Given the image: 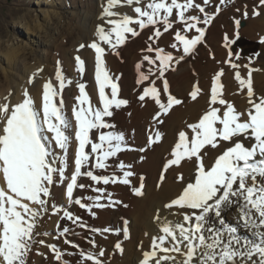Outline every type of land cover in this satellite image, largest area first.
Masks as SVG:
<instances>
[{"label": "snow or ice", "instance_id": "1", "mask_svg": "<svg viewBox=\"0 0 264 264\" xmlns=\"http://www.w3.org/2000/svg\"><path fill=\"white\" fill-rule=\"evenodd\" d=\"M225 2L226 0H220L221 4ZM120 3L121 0H107V6H102L100 18L104 19L107 25H111V28L106 30L104 25H98L95 31L98 41L81 43L77 49L79 51L89 47L95 52V82L98 85L99 104L102 107L92 105L89 94L85 91V84L79 83L77 85L79 96L76 97L78 104H74L71 116L68 115L62 95L67 78L59 67V61L55 72L58 86H54L51 80L42 85L40 108L36 107L27 89L23 92L22 102L11 107L7 102L0 106V121H3L0 128V176L4 181V184L0 185V264H29L33 245H45V242L37 240V237L48 233L37 232L36 229L50 208L53 214L62 212L61 219L71 221L80 228L87 227L79 216L69 211L67 207L57 206L52 200L53 186L65 187L68 205H78L93 217L98 215L94 209L103 210L118 205L128 208L129 205L113 199L112 194L106 193L101 187L92 188L97 193L95 196L75 198V189L92 187L78 182L82 177L90 179L95 185L102 183L130 186L134 195L138 197L143 195L145 177L139 175L138 185H133L131 178L137 173L130 164L119 161L116 165L119 172L113 171L111 175L95 174L92 170L94 168L107 171L109 164L106 162L110 158L118 157L122 152L147 150L134 148L123 131H101L116 128L114 123L105 118L113 117V109H122L129 102L117 98L120 89L105 67L106 49L100 42L115 51L118 46L126 43V33L133 37L139 34L134 27H130L132 24L143 30L160 23L164 31H168L173 27L174 10L175 17L185 25V33L195 30L196 34L191 38L182 35L180 31L176 32L175 40L183 46V54L178 58H174L172 53L165 52L162 48L148 47L147 52L155 51V58L144 55L143 60L149 65H156L159 61V65L155 71L149 68L148 74L141 71L142 64L136 65L137 83L148 81L150 75L161 80L162 91L167 94V104L161 102L160 90L155 87V80L143 89V94L139 95L138 99L145 101L146 97H150L162 112L167 114L173 105H179L182 101L169 93L165 72L168 71L170 62L175 59L179 64L185 55L191 54L204 42L206 29L197 25L210 24L214 14L206 12L205 7L200 3H194V0H184L183 3L178 0L170 2L150 0L143 6L142 0H124L127 5H137L134 11L138 16L134 20L126 14L120 16L114 11ZM211 3L212 0H203L205 6ZM260 3L264 5V0H260ZM189 10H198L203 17L186 15ZM244 15L246 17L247 12ZM235 23L237 26L240 25L239 20ZM155 35L157 37L161 35L160 28L155 29ZM238 37L237 32L236 38ZM225 40L228 41L229 38L225 36ZM260 42L264 44V38ZM231 43H235V39L231 40ZM228 46L226 43L225 47ZM171 47L179 51L176 43L171 44ZM233 55L229 50V59L224 63L238 69L240 65L233 62ZM235 58H240L239 53L235 54ZM74 59L79 71L84 72L85 61L80 56ZM40 71L42 69L33 73L29 78V84L34 82V77ZM251 72L252 69H249L247 79H242L239 71L235 72V79L241 88L247 86L250 107L246 112L237 111L232 103L222 98L220 78L223 69H221L213 77L210 90L212 106L198 123L188 126L192 133L191 139L186 132L179 133V142L171 153L173 158L167 160L164 171L173 166H180L182 160L187 159L195 164L194 181L188 182L178 197L172 199L165 207L171 209L177 206L191 211L182 213L183 223L172 224L166 220L163 222L161 228L163 234L153 238L152 250L143 252L141 264H165L174 261V257L169 253H180L185 257L181 264H264V97L258 101L254 99ZM67 83L71 84V81ZM106 89H110V98L109 94H106ZM199 91L200 89L196 87V90L190 93L193 100ZM216 105L224 106V110ZM159 115L160 113H157L154 119H157V123H162L163 121L158 119ZM73 117L74 139L78 146L75 149L74 170L69 175L67 170L70 166L68 157L73 140ZM94 131L98 133V137L92 135ZM160 139L161 133L157 131L154 137L149 138V144H154ZM220 142H229L231 146L215 158L212 166L206 167L202 150L206 145L217 148ZM89 146L90 150L86 151ZM139 159L143 162L144 157L141 156ZM164 178L161 176V182ZM177 180L183 181L184 174H178ZM234 207L238 210L239 216L236 224H231L223 213ZM122 221L123 228L116 230L115 234L119 236L122 233L123 238L127 240L130 238L129 221L125 218H122ZM241 229L247 234L242 235ZM90 231L103 234L113 230L91 228ZM69 233L76 234L65 226L60 231V237H65L63 241L65 244L78 249L79 245L66 238ZM88 242L100 250L86 252L80 249L76 264H106V260L101 259L106 255L102 246L95 240ZM166 244L171 246H165ZM45 246L54 254L57 264H72V261L64 257L74 253L64 252L55 244ZM182 247L185 249L183 252ZM114 249L122 254V241H117ZM158 252L163 255L158 256ZM37 254L42 255L39 252Z\"/></svg>", "mask_w": 264, "mask_h": 264}, {"label": "rangeland", "instance_id": "2", "mask_svg": "<svg viewBox=\"0 0 264 264\" xmlns=\"http://www.w3.org/2000/svg\"><path fill=\"white\" fill-rule=\"evenodd\" d=\"M79 1H81V3H79ZM168 1L169 0H166V2ZM178 2L183 3L184 0H178ZM102 3L107 4V0H77V6H75V4L72 5L70 0H0V83H5V74L6 73L8 74V72L10 71L9 73L15 74V78L16 77L18 78L15 80L19 82L22 81V84H24L23 86L24 88L28 83L29 78L32 77L33 73H37V70L39 69H42V71H40L39 73L41 72L43 73L44 67L46 65L47 70L45 74L47 80L48 81L51 80L54 83V86H58V82L55 81V72L57 69H54V73L52 74L53 69L52 68L49 69L52 63H50L49 60H51L52 62V55H54V50L51 48L55 44H60L62 48L61 49L62 54L63 55L65 54L64 55L66 58L65 60L69 61L67 63L70 66L73 65L75 68L74 69L71 67L70 69H66L67 71L65 75L67 78L66 85H65V89L62 92L68 115L71 116L72 107L74 106V104H78V101L76 100L75 96L76 94H79V90L77 87L79 83L85 84L86 86L85 91L88 90L89 84L94 83L93 84L95 89L94 93L98 94L96 92L97 91L99 92L98 85L94 81V75H92V72L90 70L86 58L87 55L91 52H94V50L89 47H85L84 49H80L79 51L77 49L81 43L89 44L93 40L98 41V37L95 36L96 28L98 25H101V21H105L104 19L100 18L103 11ZM194 3H200L201 6L205 7L206 12H213L214 19L210 24L207 25L203 23L198 24V27H204L206 29V35H205V40L202 44L198 45L191 54L185 55V56H189L188 58L190 59L191 62L190 67L203 68L207 63V60L211 61L212 58L210 55L212 54L211 52H209V48L211 45H213V43H209V38H210L209 33L210 34L212 33L213 36H217V37L221 36L224 38L223 39L225 41L223 44L224 50L227 55L229 50H231V52L234 54L232 59H234V62L236 64L240 65L241 63H244V65H240L241 67L244 66V68H246L245 65L247 64L248 66L247 68L254 70V72L262 73V77L264 78V44L260 42L261 39L264 38V35L262 36L256 35L251 37L250 33L243 32L249 20L259 15V14L254 15V13H260V9L264 8V5L260 3V0H226V2L223 4L220 3V0H212V3L208 6L203 5V0H194ZM80 4L83 6V8L80 6ZM117 6L123 8V11L119 13L120 16L126 14L131 17V14H135V11L134 12L130 11L132 9L131 5H127L126 3L121 1V3ZM216 9H219V11H216ZM237 9H239V11ZM114 11H117V8H115ZM245 12H247L246 17L244 15ZM85 13H89L91 16L86 23H83L84 22L83 17ZM189 14L200 15L201 17H203V14L199 13L198 10H189V13H186V15ZM80 16L82 18L81 21L79 20L81 19ZM237 20L240 21L239 26H237L235 23V21ZM178 25L183 26L184 24L179 21L178 17L174 16L173 27L170 28L168 32L175 31L174 34H176L177 31L181 30V27L179 30L176 29V26ZM156 26L157 27H155V29L160 28L161 31V35L159 37H157L154 34V36H156L157 38V48H162L165 50V47L163 45H165L166 42L165 37L167 36L166 35L167 31H164L162 24ZM227 26L234 28L233 34L227 31V29H225V27ZM145 29L141 30L139 29V27H137L136 30L137 32L139 31L138 32L139 34L133 37L129 33L126 37V43L123 46H118V48L115 51L111 50L109 46L103 44V42H100L101 46L106 49L105 57L108 56L109 58H112L113 60L116 61L115 63H117L120 66V68L119 66L117 68L108 63L106 64L107 61L105 60L106 69L109 71L110 75L113 76L114 80H116L120 89L117 98L126 99L130 104L132 103L135 104L136 101L139 100L138 96L142 94L143 88H141L142 90L137 89L138 87L135 88V85L138 84L137 83L138 73L135 64L132 63L131 66L130 63L131 59L130 57L127 56H130V54L133 52L134 49L132 48L136 49L137 47H139L140 41H138L137 39L139 38V36H141L142 31H144ZM223 32H226L224 36H223ZM237 32L239 34L238 38H236ZM185 34L187 35V37L190 36L189 31ZM230 34L232 35L230 36ZM225 36L229 38L228 41L225 40ZM150 38L151 37L148 36L147 38H145V41L147 40L148 42H151ZM233 39H235V43H231V40ZM113 40H115L114 34H113ZM218 43L219 41L215 42V45ZM226 43H228L229 45L228 47H225ZM18 46H20L23 49L20 51L21 58L24 57L28 58L27 67L28 68L32 67L36 69V70L33 69L34 71H32L31 72L32 74L29 75L28 77H24V75H22L21 73H20L21 75H19L16 72H13V68L10 65L11 61L9 57H7V51L11 47L18 48ZM48 51L50 52L48 55V61L45 62L44 58L48 54ZM116 52H118L119 54L117 55ZM175 53L172 52L174 58H178L181 55L180 53H176V54ZM236 53H239V57H240L239 59L235 58ZM257 53L259 54L258 56L256 55ZM76 56H80L81 59L85 61L84 72L79 71V66L77 65L74 59V57ZM174 62L175 59L172 61V64L170 66L171 68L170 67L168 68V70L171 72L172 71L176 72L177 71L176 69L178 68L179 65L176 62L175 63ZM41 63H43V66ZM21 66L22 69L24 70L25 64L21 63ZM225 66L233 69L229 64L228 65L226 64ZM38 74L34 77V79L38 77ZM166 79L168 78L166 77ZM69 80L71 81V84L67 83V81ZM23 88L21 89V91L23 90ZM177 93L178 92H176V94ZM106 94H109V98H110V89H106ZM90 100L92 105L95 104L93 106L99 105V103L96 102L95 100H92L91 98ZM129 103L126 107L122 109L119 110L113 109L114 116L111 118H105L109 122L114 123L116 125V128L103 129L101 131H110V130L123 131L121 123L124 120L129 119V117L131 116L128 115V113H131V108H132L130 107L131 105L129 106ZM92 135L98 137V133L95 131L92 133ZM96 142H98V139L96 140ZM77 146H78V142H76L74 139V128H73V140L70 146L69 157H68L70 166L67 170V173L69 175L74 170L73 169L74 155ZM88 150H90V146L86 149V151ZM122 153L118 154V157L110 158L106 162L109 164V168L107 171L94 169V168L92 170L94 171L95 174L111 175L113 171H116L118 173L119 170L118 168H116L117 163L119 161H123L124 163L126 161V163H128L129 161L127 155H124ZM92 163L94 164L95 160H93ZM78 182L89 184L92 187L83 190L75 189L74 190L75 198H86L89 196L97 195V193L92 190V188L95 187L104 188L105 192L109 193V186H110V187H115L114 191L111 192L113 199L116 200L121 199L120 201H123L125 204H127L126 201L122 199L121 196H119L120 192L118 187V185H120V187L125 189L126 188L125 185L122 184L103 185L102 183L100 185H95L94 182H92L90 179L86 177L80 178ZM138 183H139L138 179L137 182L135 180H132L133 185H138ZM57 187L58 188L52 187V192L58 190L59 193L61 194L60 201L59 203H57V206L67 207L69 211H72L75 215L79 216L81 218V221L87 227L80 228L77 225L72 224L71 221L61 219L62 212L57 214L59 216H56V214H53L50 208L49 213L39 221V227L36 229L37 232L42 233V231H40V227L42 230L45 225L46 228L43 230H45L48 233V235L45 236L44 240L43 238L41 239L40 236L37 237V240H43L45 242V245L55 244L58 248H60L64 252L74 253V255L71 256L66 255L64 257L66 260L72 261V264H76V261L79 259L78 252L80 249H83L86 252L88 251L97 252L100 250L99 248L93 247L88 242L89 240H95L96 243L102 246V248L105 250L106 255L101 259L106 260V264H114V261L123 264L121 262L122 261L121 258L125 254V250H126L125 243H127L128 240H125L123 238L122 233L119 236H117L115 234V231L123 228L124 225L122 218H125L129 221L128 230H130V228L135 224L134 219H132V217H130V215L127 212H122V208L125 207L118 205L113 208H106L103 210L94 209V211H97L98 215L97 217H93L86 209H81L78 205L75 204L68 205L67 197H66V188L62 186H57ZM130 188L131 187L129 186V190ZM111 210L113 211V214L109 215V212ZM167 212L170 214L169 211ZM108 216L110 217V220H107ZM167 217L168 216H160L158 222L161 219L164 222L165 220H167ZM236 217L238 218V216H229L231 220ZM113 218H115L116 221H113ZM175 218L177 219L178 223L184 222L182 219L180 220L178 217ZM225 219L229 223H231L227 218ZM167 221L171 222L172 224H175L174 219ZM136 225L139 227V229H137L136 232H134L135 233L134 237L131 238L130 240L131 252L129 253L134 252L138 254V252L143 250L144 242H146V244L149 246H152V242L151 241L148 242V240H146V235H145L146 233H144V230L142 229L141 225L138 223ZM65 226L69 227L72 230V232L76 233L75 235L69 233L67 234L66 238L74 241L77 245H79L78 249H73L70 245L65 244L63 242L65 237H60V231ZM91 228L101 229V230L104 228H109L112 229L113 231L100 234V233L91 232L90 231ZM161 228L162 226L160 227L159 231L162 235L163 233L161 231ZM241 234L245 235L247 233H241ZM129 237H130V233H129ZM117 241H122V247H123L122 254L118 250L114 249V245ZM45 245H40V244L33 245L32 252L30 253L29 256V264H57V261L54 259V254ZM39 246L42 248V250H38ZM165 246L170 247L171 245L166 244ZM181 250L182 252L185 251L183 247L181 248ZM37 252L41 253L42 255H38ZM172 254H180V253H172ZM115 255L119 256L120 259L119 257H115ZM115 258H118V260H115Z\"/></svg>", "mask_w": 264, "mask_h": 264}, {"label": "bare ground", "instance_id": "3", "mask_svg": "<svg viewBox=\"0 0 264 264\" xmlns=\"http://www.w3.org/2000/svg\"><path fill=\"white\" fill-rule=\"evenodd\" d=\"M121 1L124 2V0ZM70 2L72 5L75 4V6H77V0H70ZM147 2H150V0H142L141 6H143ZM168 2H170V0ZM79 3H81V1H79ZM102 4H103L102 6L107 5L106 3H102ZM80 6L83 8L81 4ZM135 6L137 5L135 4L131 5L132 7V9L130 10L131 12H134ZM116 8L117 11L119 10L118 13H121L123 11V8L120 6H117ZM175 12L176 10H174V16H175ZM90 16L91 15L89 13H85L83 17L84 19L83 23H86L90 18ZM137 16H138L137 13L131 14V17H133L134 19H136ZM79 20L81 21L82 18ZM101 25H104L106 30L111 28V25H107L105 21H101ZM132 25H130V27H134L135 29L138 27V25L136 24H132ZM157 25L160 24L158 23ZM155 27L157 26L156 25L149 26L146 28L147 30L145 29L144 31H142L141 36H139V38L137 39L138 41H140L139 47H137L136 49L132 48L135 50V52L133 50L130 56H127L130 57L131 59L130 61L131 66L132 63H134L135 66L138 63L142 64L141 71L144 72L145 74H148L149 68H152L153 71H155L156 67L159 65V61L156 62V65H149L147 61L143 60L144 55H149L153 59L155 58V51L147 52L148 47H152L153 49L157 48V38L156 36H154ZM180 27H181L180 30L181 34L186 35L184 31L185 25L183 26L178 25L176 26V29L179 30ZM225 29H227V31L231 32L232 34L234 32L233 27L227 26L225 27ZM174 32L167 31L166 33L167 36L165 35L166 42L165 45H163L165 47V51L171 53L176 52L183 54V46L180 45L179 42L175 40ZM189 32H190V36L188 38H191L192 35L196 34L194 29L190 30ZM243 32L250 33L251 37L256 35L257 36L264 35V8L260 9V13L258 16H255L249 20ZM128 34L129 33L125 34L126 37ZM225 34L226 32H223V36ZM232 34H230V36ZM148 36L151 37L150 38L151 42H148L147 40L145 41V38H147ZM209 37H210L209 43H213V45H211L209 48V52H211L212 54L210 55L212 59L211 61L207 60L205 67L198 68L195 67L196 66L195 65L194 66L195 68H191L190 67L191 62L190 59L188 58L189 56H185L184 60L180 61L178 68L176 69L177 70L176 72L174 71L171 72L169 70L165 72V78L166 77L168 78L167 81L169 84V93L174 97L180 99L182 101L181 104L173 105L169 109L167 114H164L154 100H152L150 97H146L145 101L137 100L135 104L132 102H131L132 104L129 103V106L131 105L130 107H132L131 116L129 117V119L124 120L121 123L123 132L126 133L129 143L136 149L139 148L147 149L144 152L132 151V152L122 153L124 155H127V157L129 158L128 163H126L125 161V164L132 165L133 170L135 171V173H137V175L132 177L131 179L137 182V179L139 180V175H143L145 177L144 180L145 186L143 189V195L139 197L133 194L131 188L129 190V186H126V188L124 189L120 187V185H118L120 192L119 196H121L122 199H124L126 203L129 205L128 208H122V212H127L130 215V217L134 219V223H135L132 226L133 229L132 227L130 228L129 230L130 238L127 239L128 242L125 243V248H126L125 254L121 258L122 260L121 262L123 264H141V261L143 259V252L152 250V246H149L146 244V242H144L143 250L138 252V254L134 252L129 253L131 252L130 240L131 238L134 237L135 234L134 232H136V230L139 229V227L136 225L137 223L141 225L142 229L144 230V233H146L145 234L146 240H148V242L149 241L152 242L154 237L161 235L159 230L160 227L163 226L162 219L158 222L159 219L156 218L157 216L159 217L168 216L167 220L174 219V223L176 224L178 222L175 217H178L180 220L181 219L183 220L182 213L191 211L188 209H180L177 206H174L173 208L169 209L166 208L165 205L169 203L172 199L178 197V195L182 191V188L186 186L188 182L194 181V174H195L194 162H190L187 159H185L182 160L180 166H173L167 169L166 171H164V165L166 164L168 159L173 158L171 153L173 152L175 145L179 142V133L181 131H184L188 135L189 139H191L192 133H191V129L188 126L191 124L198 123L199 120L204 115V113L207 110H209V108L212 106L210 105V94H211L210 90L213 83L214 75L217 72H219L221 69H223V75L220 78L222 98L232 103L239 112H246V110L250 107V105L248 104L247 86L245 85L242 89L239 82L235 79L236 71H239L242 79H247L249 68L247 67L244 68V66L243 67L240 66L241 69L238 68L234 70L226 67L225 65L227 63L225 64L224 61L229 59V57L226 54L223 47V44L225 42L223 40L224 38L221 36L219 37L213 36L212 33L211 34L209 33ZM217 41H219V43L215 45V42ZM173 43L177 44L179 51L171 47V44ZM51 49L54 50V55H52V62L51 60H49L50 63H52L49 69L51 68L53 69L52 71L53 74L54 69H57L56 67L58 66L57 61H59L60 62L59 67L61 68L62 73L66 75L67 73L66 69H70L71 67L74 68V66L73 65L70 66L67 63L69 61L65 60L66 59L64 56L65 54L64 55L62 54L61 52L62 48L60 44H55ZM21 50L23 49L20 46H18V48L11 47L7 51V57H9L11 61L10 65L13 68V72H16L19 75L22 74L24 75V77H28L29 75L32 74L31 72L34 71L33 69L35 68L27 67L28 58L27 57L21 58V52H20ZM49 53L50 52L48 51V54L44 58L45 62L48 61ZM86 58L90 70L92 72V75H94V81H95V73H94L95 52L89 53ZM104 59L107 61L106 64L108 63L118 68L119 65L115 63L116 61L113 60L112 58L106 56L104 57ZM232 60L234 62V59ZM21 63L25 64L24 70L22 69ZM41 64L43 66V63ZM171 64L172 62H170L169 67L171 66ZM240 65H244V63H241ZM46 70L47 68L45 65L44 72L39 73L38 77L34 79V82L32 84L27 83L28 85L26 84L24 88H23L24 84H22V81L19 82L15 80L18 79L17 77L15 78V74L9 73L10 71L8 72V74L6 73L5 83H0V106H2L4 103L7 102L11 107L17 103L22 102V100L24 99L23 92L25 89H27L30 93V96L34 99L36 107L40 108L42 104V85L48 81L45 74ZM152 80H155V87H157V89L160 90L161 102L167 104V94H165L162 91L163 88L162 81L156 79L155 76L150 75L148 81H144L141 84L135 85V88L138 87L137 89H141V88L144 89L145 87L150 86V82ZM251 80H252V87L254 89V99H257L258 101L259 98L264 97V78L262 77V73L254 72V70H252ZM93 84L94 83L89 84L88 90L86 91L92 100H95L96 102L99 103V95H98L99 92L98 91L96 92L98 94L94 93L95 89ZM196 87H198L200 91L197 93L196 99L193 100L190 96V93L196 90ZM22 88L23 90L21 91ZM176 92L178 93L176 94ZM78 96L79 94H76L75 97ZM98 106L102 107V105L100 104ZM216 106L221 107L222 111L224 110V106H220V105H216ZM157 113H160L158 119L162 120L163 121L162 123H157V119H154V117H157ZM72 122L74 124L73 128H75L74 117L72 118ZM0 123H1L0 128H2L3 121H1ZM157 131L161 133V139L160 141L150 145L149 138L154 137ZM229 146H231L229 142H220L217 148H212L211 145H206L205 148L202 150V155L204 156V163L206 167L212 166L214 164L215 158H217L220 154H222V152L226 150L227 147ZM141 156L144 157L143 162H141V160L139 159ZM180 173L184 174L183 181L177 180V176ZM161 176L165 177L162 182L160 179ZM3 184L4 181L2 179V176H0V185ZM53 187L58 188L57 186H53ZM114 188L115 187L109 186V193L113 192ZM52 193H53L52 200L56 204L59 203L60 195H61L59 191L57 190ZM167 211H169L170 214ZM111 214H113L112 210L109 212V215ZM223 215L231 223L236 224L237 217L231 220L229 216H239V212L234 207L231 210L223 213ZM56 216L59 215L56 214ZM115 218H113V221H116ZM107 220H110L109 216ZM45 228L46 226L44 225L43 229ZM43 229L41 230L40 227V231H42V233L46 232ZM240 232L245 233L244 230L242 229L240 230ZM45 236L46 235H41L40 237L41 239L43 238L44 240ZM38 250H42V248L39 246ZM162 254L163 253H159V252L157 253L158 256ZM169 255L174 257V261L165 262V264H181V262L185 259V257H183L181 254L171 253ZM115 257H119V256L115 255ZM115 260H118V258H115ZM114 264H121V263L114 261Z\"/></svg>", "mask_w": 264, "mask_h": 264}]
</instances>
